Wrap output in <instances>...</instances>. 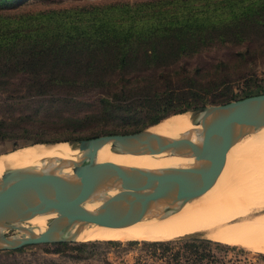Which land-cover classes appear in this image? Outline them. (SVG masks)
Instances as JSON below:
<instances>
[{
	"label": "trees",
	"instance_id": "trees-1",
	"mask_svg": "<svg viewBox=\"0 0 264 264\" xmlns=\"http://www.w3.org/2000/svg\"><path fill=\"white\" fill-rule=\"evenodd\" d=\"M124 4L114 8L137 14L142 7L130 8L128 3ZM11 7H14L11 0H0V11ZM83 13L80 9L73 16H67L71 23L57 20L38 37L33 32L35 27L8 16L7 19L0 13V88L14 77L23 81V89L14 91L20 94L10 95L9 101L0 104V140H12L19 146L136 132L146 128V123L159 124L172 114L196 110L208 103H227L232 98L226 99L224 93L209 99L212 90L222 85L229 88L227 83L232 78L227 70L204 80L200 69L191 70L182 64L172 66L214 42L247 40L259 28L254 23L256 19L250 18L249 10L244 9L243 19L236 12L232 18L214 23L206 17L191 18L189 13L175 12L148 18L142 15L140 19L132 18L136 15L124 18V12L119 17L115 12L114 18L120 20L114 19V23L102 18L78 23L83 22ZM222 20L225 21L220 23ZM116 74L119 80L114 83L112 100L101 99L100 108L88 104L94 109L84 115H80V106L87 103L84 99L56 91L103 88L111 83L108 78ZM138 74L142 76L137 78ZM141 113L149 121L131 131L100 129L86 134L82 129L109 118H114L115 123L136 120L134 117ZM61 125L71 129V134L61 137L46 132L49 127ZM181 240L144 241V244L167 264H229L210 250L207 244L211 240ZM135 242L138 241H131ZM178 242L182 244L175 249L174 244ZM84 246L86 243L77 248Z\"/></svg>",
	"mask_w": 264,
	"mask_h": 264
},
{
	"label": "water",
	"instance_id": "water-1",
	"mask_svg": "<svg viewBox=\"0 0 264 264\" xmlns=\"http://www.w3.org/2000/svg\"><path fill=\"white\" fill-rule=\"evenodd\" d=\"M196 133L178 137L157 134L150 128L132 133L104 134L79 142L83 155L62 160L51 168H23L0 177V250H15L37 243L79 241L73 230L82 222L125 227L164 210L182 198H197L219 181L231 148L258 124H264V93L224 104L196 109ZM107 144L125 146L130 153L182 152L194 158L173 169L132 168L99 163L97 155ZM70 166L71 174L60 173ZM114 191L113 194H109ZM108 197L100 209L88 203ZM56 214L42 233L17 222ZM5 229L6 232H2ZM27 234H8L9 231Z\"/></svg>",
	"mask_w": 264,
	"mask_h": 264
},
{
	"label": "rangeland",
	"instance_id": "rangeland-1",
	"mask_svg": "<svg viewBox=\"0 0 264 264\" xmlns=\"http://www.w3.org/2000/svg\"><path fill=\"white\" fill-rule=\"evenodd\" d=\"M14 3V7L1 10L0 13L4 14L7 19L8 17L12 18V20L21 21L22 23L27 24L28 26L35 27L33 32H35L36 36L44 35L45 29L48 27H52L56 24L57 20L65 21L66 23H71L68 21L71 19L67 16H73L77 10H84V13L81 15L83 18V22L79 21L78 23L87 24L91 21H98V19L102 18L103 21L110 20L114 23V19L120 20L119 18H114L115 12H118L117 15L120 17L122 12L126 13L127 17H132L136 15V17H132L135 19L142 18L141 16H157L161 14L163 16H167V14H172L171 12L178 13L179 15H184L189 13L191 18L194 17H206L210 20V23L217 22L221 19H229L232 18L236 12L243 19V9L249 10L251 13L250 18L256 19L258 24V29L254 32V34L247 38V40H242L239 42H221L217 41L212 43L210 46H206L199 52L187 56L185 59L181 60L178 64L173 65L179 66L180 64L187 66L189 69H200V73L203 74L204 80H209L214 75H220L224 70L230 74L232 80L227 83L229 88H226V85H222L219 89L212 90L209 93V99L213 98V95L224 93L226 94V99L238 100L245 98L247 96L258 95L264 93V0H11ZM128 3L130 8H136L137 6H142L135 12L127 13L124 10H120L119 8H114V5L123 6V4ZM124 4V5H125ZM52 11L53 13H49ZM54 14H62L64 17H56ZM8 16V17H7ZM78 19V18H77ZM92 19V20H91ZM91 20V21H90ZM89 21V22H87ZM101 21V22H103ZM225 20L220 21L222 23ZM228 21V20H226ZM87 22V23H86ZM100 22V23H101ZM209 22V21H208ZM112 35V34H109ZM247 52V53H246ZM142 74H138L137 78L141 77ZM136 79L133 78L132 80ZM108 80L111 83H107V85L103 88H91V89H56L57 93L67 92L84 99L87 103L80 108L82 109V113L80 115H84L85 113H89L94 108H89L88 104L93 105L96 108H100V100H112V91H114V83L119 80L118 74L113 75ZM23 81L19 77H14L8 80V82L3 85V88H0V104H3L5 101H9L10 95L20 94L15 93L16 89L21 88V84ZM80 83H84L81 79ZM16 96V95H15ZM230 102V101H229ZM224 104V103H222ZM210 105H218L217 103H208ZM91 107V106H90ZM78 107V109H80ZM1 111V109H0ZM187 112H191L193 115H196L197 111L189 110ZM185 113V112H184ZM125 114V113H124ZM128 114V113H127ZM181 114V113H180ZM183 114V113H182ZM173 115V114H172ZM170 117H165L163 120H166ZM176 115V114H175ZM130 116V115H129ZM174 116V115H173ZM134 117V116H130ZM134 119H127L121 122H114V118H109L106 122H93L88 126L83 127V131L88 134L95 131H100V129H106V132H110V129H119V130H127L131 131L137 126L143 125L145 121H149V117L144 116L141 113L139 116L134 117ZM138 121V122H137ZM146 123V122H145ZM146 128H151V130L157 126V124H149L146 123ZM95 127V128H93ZM144 128V129H146ZM47 133L59 135L64 137V135H70L72 130L68 129L66 126L59 127H49L46 129ZM83 132V133H84ZM102 132V131H101ZM105 132V131H104ZM264 133V131H262ZM132 133V132H128ZM257 132H251L246 135L244 139L254 138V134ZM85 134V135H86ZM104 134H112V133H104ZM101 134V135H104ZM68 142L72 146L78 145L79 140L73 139L71 141L61 140H50L48 142H44L40 145H50L56 143ZM32 145V146H31ZM37 144L26 143L19 146H15L12 140H0V157L1 155H7L12 152L17 151L18 149H24L34 147ZM39 145V144H38ZM261 148V147H260ZM260 151H264V147ZM258 153V152H257ZM254 153V154H257ZM245 160V158H242ZM259 160L261 161L262 158ZM258 160V161H259ZM258 161L256 159H252L249 163L246 162H238L234 166L237 176L238 167H245L242 174H247V178L249 177V173L253 170L259 174H255L259 181H264V164L261 168L257 165ZM259 161V162H260ZM237 165V166H236ZM247 166V167H246ZM256 166V167H255ZM263 167V168H262ZM240 168V167H239ZM240 168V169H241ZM233 169L232 165H229L228 168L222 173V177H220L217 184L227 182L230 183L232 178L231 170ZM257 169V170H255ZM251 170V171H250ZM262 170V172H261ZM254 172V173H255ZM253 173V174H254ZM262 176V178H261ZM260 177V178H259ZM228 179V180H227ZM235 180V179H234ZM216 184V185H217ZM246 184V181H245ZM215 185V186H216ZM242 185V184H241ZM214 186V187H215ZM239 186V185H238ZM213 187V188H214ZM238 188L236 184L234 187ZM245 187V186H244ZM212 188V189H213ZM243 188V187H241ZM248 188V189H247ZM245 189L249 190V186L247 185ZM211 190V189H210ZM264 193V189H258ZM259 191V192H260ZM254 197L258 198L263 193H256L254 191ZM219 196L220 193L216 192ZM261 196L263 200L264 197ZM256 207V210H244L242 212V217H250V216H259L260 213L264 215V202ZM263 206V207H262ZM247 211H250L252 214H249ZM246 212L249 214L247 216ZM258 214V215H257ZM253 219H256V218ZM261 217V214L260 216ZM245 219V218H243ZM248 219V218H246ZM250 218V221L253 220ZM258 219V218H257ZM253 224L249 220H245L246 223H250L255 226L260 223L259 226H263L264 217L262 219H258ZM259 223L257 224L256 222ZM249 224V225H250ZM248 225V226H249ZM246 227V231H250L253 226ZM254 227V228H256ZM248 228V229H247ZM262 227H260L261 229ZM245 229V227H244ZM250 229V230H249ZM254 231V229H252ZM257 231V230H256ZM255 231V232H256ZM260 232V230L258 229ZM8 234H16L17 231H9ZM249 233V232H248ZM264 233V230L261 229V234ZM253 238L254 235H252ZM199 239H209L212 242L208 243L210 250L222 258L226 263L229 264H264V251L260 250L258 247L260 240L264 238V235L261 237L258 236V242L254 241L247 245H231L224 244L205 235H190L181 238L174 239L175 241L184 242L185 240H191L193 238ZM117 241V242H114ZM131 241H138L135 243H131ZM145 240H96V241H74V242H60V243H37V244H29L25 245L19 249L15 250H0V264H167V261L162 258H158L154 256L153 249L147 247L144 244ZM170 241V240H167ZM255 242V243H254ZM264 242V239L262 240ZM86 243V246L82 247V249H78L77 247L81 244ZM220 243V245H219ZM182 243L178 242L174 244V248L178 249ZM254 244V245H253ZM257 245L255 248H253ZM248 246V247H246ZM250 246V247H249ZM252 247V248H251ZM257 248V249H256Z\"/></svg>",
	"mask_w": 264,
	"mask_h": 264
},
{
	"label": "bare ground",
	"instance_id": "bare-ground-1",
	"mask_svg": "<svg viewBox=\"0 0 264 264\" xmlns=\"http://www.w3.org/2000/svg\"><path fill=\"white\" fill-rule=\"evenodd\" d=\"M195 118L196 116L191 112L177 114L171 118L163 120L152 130L151 127L150 130L157 134L174 137H178L182 134H194L196 133L195 127H197L194 124ZM262 131H264V124L260 123L254 127L253 132H257L254 134V138L251 137L244 140L242 138L231 148L228 164L225 168L226 170L229 165L233 166V169L231 170L233 180H231L230 183L223 182L217 184L213 189L194 199L184 197L171 206H167L164 210H161L160 208L143 220L129 226L107 227L90 222L78 223L75 230H73L77 240L83 242L96 240H145L157 242L174 240L190 235H205L210 239L224 244H250V246H252L251 242H253V240L256 241L259 239L258 236L262 237L264 235V233L261 234V229L262 231L264 230V225L259 226L264 217V215H262L263 211L260 213L261 217H259L260 214L257 216L258 219L262 220L260 223L259 221L256 222L257 224L259 223L258 229L260 232L258 231L256 224L255 226L250 224L251 221H256V215L253 217H242L241 213L244 212V210L254 211L256 210V207L262 204V201L264 202V199H261V196H263L262 194L259 198L258 195L257 197H254L256 196L254 191H256V193H263V190L260 191L258 189H264V181H259V179H257L258 175H255L257 172L253 171L254 169L252 171L250 170L251 172L248 174V178L246 176L247 174L240 176L245 169V167L241 168V166H244L245 163L239 166L241 169L238 167L236 176V168L234 169V165L238 162L249 163L252 159L258 161L259 158H262V160H259L260 162L258 161L257 163L261 168L264 164V151H260L258 148L264 147V133ZM25 149L26 150L18 149L10 154L1 155L0 177L7 172L23 168H51L60 164L62 160L79 159L83 155L82 151L79 149V144L72 146L68 142L50 145L37 144L36 146L34 145V147ZM242 158H245V160ZM193 161L194 158L186 157L182 152L166 153L154 151L150 153H130L126 151L125 146L117 144L105 145L99 149L97 155V162L99 163L118 162L132 168L145 169L166 170L180 168L183 167L184 164ZM59 172L71 174L73 168L66 166L60 168ZM234 184L237 185V189L236 187L233 188ZM247 185L250 188L249 190H247L248 188L245 189ZM216 192L221 195L218 196ZM113 193L114 191L109 192V194ZM107 199L108 197L103 194L98 195L88 203V206L94 210L100 209ZM247 212L252 214L250 211ZM247 212L246 214L248 216L249 214ZM243 216H246L245 212ZM55 217H57L56 214L39 215L28 220L17 222V225L25 226L31 228L35 232L42 233L48 228L49 224L54 221ZM254 217L256 219H253ZM250 218L253 220L250 221ZM245 220L250 221L249 224L253 226L252 229H254V231H252V229L246 231V227H250V225L246 223ZM255 221L252 223L254 224ZM260 227L262 228L260 229ZM2 232H6V230L2 229ZM17 233H19L18 235L27 234L25 231H17ZM252 235L255 237L253 240L251 238L253 237ZM262 240H260L261 242H259L257 248L264 251V242H262ZM256 246L257 245L253 248Z\"/></svg>",
	"mask_w": 264,
	"mask_h": 264
}]
</instances>
